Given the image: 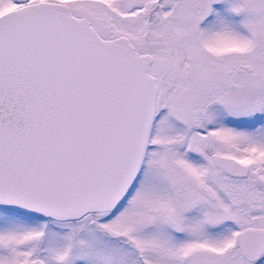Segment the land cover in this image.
Segmentation results:
<instances>
[{
    "label": "snow or ice",
    "instance_id": "snow-or-ice-1",
    "mask_svg": "<svg viewBox=\"0 0 264 264\" xmlns=\"http://www.w3.org/2000/svg\"><path fill=\"white\" fill-rule=\"evenodd\" d=\"M0 264H264V0H0Z\"/></svg>",
    "mask_w": 264,
    "mask_h": 264
}]
</instances>
